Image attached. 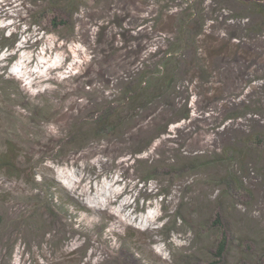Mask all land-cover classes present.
Wrapping results in <instances>:
<instances>
[{
	"label": "rangeland",
	"instance_id": "1",
	"mask_svg": "<svg viewBox=\"0 0 264 264\" xmlns=\"http://www.w3.org/2000/svg\"><path fill=\"white\" fill-rule=\"evenodd\" d=\"M48 3L0 0V264H264V147L243 170L223 157L264 124L243 107L264 97V0ZM188 13L201 49L182 42ZM164 55L177 109L95 131ZM228 168L243 187L226 196Z\"/></svg>",
	"mask_w": 264,
	"mask_h": 264
},
{
	"label": "trees",
	"instance_id": "2",
	"mask_svg": "<svg viewBox=\"0 0 264 264\" xmlns=\"http://www.w3.org/2000/svg\"><path fill=\"white\" fill-rule=\"evenodd\" d=\"M49 6L53 5L52 2H56L57 4L61 5L63 4L64 0H48ZM79 0H74V3H77ZM81 2V1H80ZM260 13L264 15V12L261 11L260 7ZM60 18V17H59ZM180 19V18H179ZM199 19V20H198ZM54 26H66L68 23L63 22L61 19L59 22H55L54 19ZM199 21V26H198ZM192 23L193 27L189 28L188 30H185L187 32V39H179L176 43V47H180V41L184 43L185 40L187 41L188 45L190 44L191 48H203L204 40H198V36L202 35V27H201V18L199 15H193L192 13H188L187 16H184V18H181V22L179 23V28L181 26H185L186 24ZM198 27V30H197ZM176 29H174L173 33L176 32ZM191 30V31H189ZM200 31V32H199ZM199 32V33H198ZM201 38V37H199ZM210 53V51H209ZM148 70H144L142 73H139L136 75L135 78H131L126 81V84L121 89V94L119 97V104L117 107L119 109L111 111L109 108L106 111H102V115L99 119L96 120V130L95 131H104L105 129H111L116 130L117 128L121 127L125 120L122 118L124 110L130 111L129 109H133L136 107L138 109L140 106L142 108H148L150 106V103L153 101H157L158 99H161L165 104L166 107L169 108L171 112H174L176 107H174V101L176 99V96L180 93L176 89L178 84L182 83L180 81L183 80V78L178 81V66L176 67V64L173 62L172 58L169 56H163L161 58H158L157 64L152 65ZM207 66L203 64L201 66V72L204 74L206 73ZM201 77V76H200ZM177 78V79H176ZM210 88V87H209ZM208 88V89H209ZM187 89V88H186ZM180 96V95H179ZM264 98V97H262ZM261 98L256 100L255 102L251 101L248 105L246 103L243 104V107H247L249 105H253L258 110L253 111V114L256 115L257 113H261L263 117L264 122V104L263 99ZM121 111H123L121 113ZM127 111V112H128ZM179 112V119H185L188 120L190 113L188 109V103L185 99V102L182 103L181 107L178 111H176V114ZM127 120V119H126ZM252 133L246 137L244 142V149L243 150H233L231 147L224 149L223 157L228 162H232L235 160H239L242 163V166L239 168L243 170L247 166V158L249 156H252V150L260 149L261 147H264V124L263 126L258 129H256L254 126L251 128ZM83 138V137H82ZM223 160V161H225ZM202 161L196 162L197 165L200 164ZM229 163V162H228ZM202 165V163H201ZM8 164H6V161L1 160L0 161V170L6 168ZM225 175L222 177V181L224 182L225 190L224 194L227 196L229 194L230 189H238L240 190L243 186L241 182L237 181V178L234 177L236 175L233 174V170L231 168H228L225 170ZM213 226L222 228V222L219 215L216 216V219L212 222ZM224 233V231H223ZM226 246V238L225 236L222 239L220 250L218 255L220 256L222 252L224 251ZM246 264V263H243Z\"/></svg>",
	"mask_w": 264,
	"mask_h": 264
},
{
	"label": "bare ground",
	"instance_id": "3",
	"mask_svg": "<svg viewBox=\"0 0 264 264\" xmlns=\"http://www.w3.org/2000/svg\"><path fill=\"white\" fill-rule=\"evenodd\" d=\"M122 207L127 208V207H129V205L126 203V204L122 205Z\"/></svg>",
	"mask_w": 264,
	"mask_h": 264
}]
</instances>
